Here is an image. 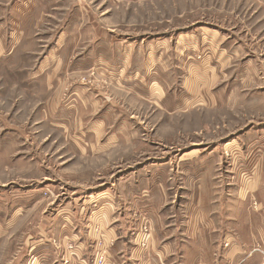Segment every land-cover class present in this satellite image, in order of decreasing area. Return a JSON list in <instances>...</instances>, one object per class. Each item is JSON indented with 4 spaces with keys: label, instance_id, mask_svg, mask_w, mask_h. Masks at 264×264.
<instances>
[{
    "label": "rangeland",
    "instance_id": "374dc122",
    "mask_svg": "<svg viewBox=\"0 0 264 264\" xmlns=\"http://www.w3.org/2000/svg\"><path fill=\"white\" fill-rule=\"evenodd\" d=\"M163 39L172 43V111L94 64L96 57L116 64L128 43L145 51ZM186 53L212 55V71L199 70L200 85L188 79L187 95L179 94ZM220 53L229 55L226 63L217 61ZM76 112L106 114V133L120 128V144L91 155L96 137L68 121ZM84 134L90 143L82 153L76 141ZM148 162L161 164L144 174L152 206L131 215L126 235L92 239L94 251L102 238L109 244L112 264H129L134 247L150 252L151 232L164 236L152 250L162 251L164 264H197V252L212 264L224 229L246 236L249 225L264 223V0H0V223L19 215L0 240V264H13L25 232L35 234L60 210L84 207L75 215L84 224L93 211L108 210L109 187L128 201L125 184L137 177L116 176ZM252 185L259 193L235 199V190ZM143 225L148 232L137 235ZM254 251L247 262L264 264L261 247Z\"/></svg>",
    "mask_w": 264,
    "mask_h": 264
},
{
    "label": "crops",
    "instance_id": "0c3cea01",
    "mask_svg": "<svg viewBox=\"0 0 264 264\" xmlns=\"http://www.w3.org/2000/svg\"><path fill=\"white\" fill-rule=\"evenodd\" d=\"M167 40L168 39H163L159 42L154 41L149 42V44L146 43L148 47L145 51L140 46L136 47V45H130L128 43V45L125 46L126 49L122 52V57H119L116 64H113L111 60L102 57H96L94 64L100 66L105 74L116 79L117 85H125L124 87L131 89L134 95L140 96L143 100H151L158 108L172 111V109H174V104L176 103L174 99L175 95L170 92L168 84V81L172 79L173 63L170 55L172 52V43ZM163 48H165L164 53H159V49ZM132 51L133 55L136 56L130 58ZM184 51H186L185 48ZM211 56L212 55H204L200 58L197 57L199 58L198 60L195 56H189V54L186 53V73L182 77L184 80L181 82V88H184L188 79H198L199 82L201 81L198 85L204 82L206 78H200L198 72L200 70L202 74H206L207 72L209 73L212 71V67L206 65ZM188 59H191L193 62L191 69L187 63L189 61ZM135 60H138V62L136 63ZM219 60L222 63H226L229 60V55L220 53L219 59L217 58V61ZM205 65L206 68H204ZM208 68H210V70ZM204 70H207V72H204ZM180 93L187 95L188 90L184 88L183 92L182 90L179 91V94ZM79 94L81 96L82 93ZM81 98L83 99V97ZM84 98L85 100H89V96H84ZM75 101H77L76 98ZM109 110H111V107ZM74 114L75 112H73V115ZM106 116V114L102 115L96 113L94 116L80 118L76 112L74 118L68 120L75 122V124L81 123L82 128L84 127L83 129H85L86 135L90 134L92 137H96L94 138L92 144L95 145L97 151L91 152V155L101 153L104 150L111 149L120 144V134L122 133V130L119 127H123L124 122L123 125L117 124L116 127H114L115 129H119H112V131L110 130L106 133L107 123L109 122V120H105ZM86 119L88 122H85V126H83V120ZM85 134L83 137H79L78 140L76 139V142L80 145L79 148L82 153L87 152L90 143ZM230 144L234 145L235 143ZM230 149H232V147H230ZM143 165H145V167L141 168ZM143 165H138L134 168L131 167L132 169L126 172H121L116 176L122 177L126 174L133 176V178L137 177V179H129L125 184V189L128 193V201L122 202V200H120L116 193L117 187H115V189L114 187H109L107 190L109 197H102L105 198L102 200V202L105 201L104 207L108 210L105 211L102 207L101 209L93 211L94 214L91 215L92 218L90 217L91 219L83 222L84 224H81L82 221L79 219L80 215H83L82 210H84V207H82L81 211H78L77 209L78 213L70 207L71 209L60 210L52 219H42L36 227L35 234H31L30 232L27 233L28 231L25 232L20 240V243L17 244L18 250L13 255V260H15L13 264H17L19 261L20 264H61L60 255L63 251L64 245L69 242L78 243L79 248L82 249L81 252L84 258L89 259L94 253V249L90 247L93 242H95L92 241V239L96 240L100 236L104 239H114L120 238V235H126L127 231H125V226L130 228L131 225L128 222L132 219L131 215L141 208L152 206L151 203L153 200L151 198V192L153 189L150 186L149 188L147 187L145 182L147 180V182H149V179H147L144 174L148 170L149 172L157 170V166H160L161 164L157 162H148ZM146 168H148V170ZM150 176H152L151 173H149L148 178ZM120 179L121 178L116 180L115 184H119L120 181L122 182ZM152 184H157L156 179L152 182ZM251 187V189L244 191L243 189L235 190L234 192H238L237 195L235 194V199L240 202H244L247 199L248 192L251 193V197L252 193H259L260 187L255 188V185H252ZM160 191L161 190L159 188L155 189V193ZM88 200L89 202H92L91 199ZM83 202L84 200H82L81 203ZM248 212L250 211L248 210L247 213ZM251 213L252 212L249 214ZM77 214L79 217H75ZM124 215L128 216V219H124L126 222L128 221L126 224L122 219H120L124 217ZM259 215L262 217L260 221L263 222L264 211H262ZM15 217H19L16 211L7 219H1L4 220V223H0V240L3 239L7 235L8 231L15 226L17 222V219H14ZM155 219L160 218L156 217ZM155 219H153L154 226L158 224V221H155ZM209 219H214V224L216 223L215 216H211ZM150 229H152V227H150ZM149 237L150 241L152 240L150 252L147 251L148 249H145L142 253L139 249L140 247H134L129 252L130 258H132L131 261H129V264H164L163 260L160 258L162 251L155 248L152 252L153 246L160 240V237L164 236L162 233L151 232ZM218 243L219 246L216 245L213 247V252L217 250V255L214 256V262L217 259V264H249L250 262L248 263L247 260L249 258H253V255L258 254L254 251L255 246H260L264 251V223L261 225H249L246 236H242L232 229H224L220 234V240ZM21 249H23L24 252L21 253L22 255L20 254L21 259H19L18 251ZM110 253L114 254L112 250H110ZM197 254V259L200 260L197 264H208L205 260H202L204 259L203 255H201L202 253L197 252ZM199 255H201L202 259L199 258ZM125 258H127V256H125ZM238 260L240 262H238ZM214 262H212V264H215ZM8 264H12L11 258Z\"/></svg>",
    "mask_w": 264,
    "mask_h": 264
},
{
    "label": "built area",
    "instance_id": "2783aa9c",
    "mask_svg": "<svg viewBox=\"0 0 264 264\" xmlns=\"http://www.w3.org/2000/svg\"><path fill=\"white\" fill-rule=\"evenodd\" d=\"M143 229L137 232V235L142 232H148V228L143 225ZM141 231V232H140ZM147 236L146 234H141ZM96 243L95 251L89 259L84 258L81 252V248L76 243H67L63 247V251L60 255L61 264H112L110 261V246L104 243V241Z\"/></svg>",
    "mask_w": 264,
    "mask_h": 264
}]
</instances>
